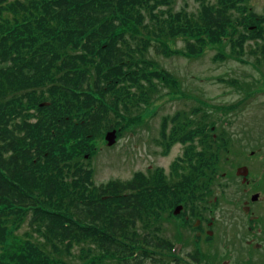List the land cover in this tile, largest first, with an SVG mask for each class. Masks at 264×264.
Here are the masks:
<instances>
[{
	"label": "trees",
	"instance_id": "obj_1",
	"mask_svg": "<svg viewBox=\"0 0 264 264\" xmlns=\"http://www.w3.org/2000/svg\"><path fill=\"white\" fill-rule=\"evenodd\" d=\"M197 1L203 9L190 15L173 13V0H0V264H61L75 246L83 264H142L143 248L171 253L173 245L137 234L145 211L161 208L159 193L144 202L140 175L89 191L91 173L80 162L92 144L77 137L102 129L111 112L134 110L131 126L139 121L155 79H174L143 59L151 47L173 54L169 37H192L186 45L196 58L229 46L231 53L218 49L220 60L262 38L264 17L246 11L250 0ZM168 203L166 196L162 208L173 215ZM23 222L30 232L15 240Z\"/></svg>",
	"mask_w": 264,
	"mask_h": 264
},
{
	"label": "flooded vegetation",
	"instance_id": "obj_2",
	"mask_svg": "<svg viewBox=\"0 0 264 264\" xmlns=\"http://www.w3.org/2000/svg\"><path fill=\"white\" fill-rule=\"evenodd\" d=\"M253 52L256 56L253 68L257 70V74L250 80L252 88L244 85V82L229 80L230 85L243 91L238 102L229 105V109L224 105L213 107L202 93L197 91L196 94L191 87L182 88L175 79H167V82L177 85L179 94L185 93L188 104L184 108L186 110H172L167 116H162L160 112H164L162 109L171 95L157 96L159 87L167 83L164 79H155L156 98L162 95L160 99H166L156 102L159 105L150 118L161 117L159 135L155 138L156 148L161 151L152 153L162 154L165 150L172 152L175 146H179V149L167 172L161 166L157 167L159 172L164 171L168 176L165 182L171 189H146L149 181L155 180V175L149 173V169H153L150 166L146 173L141 175L145 187L143 195L146 197L158 192L159 203L163 202V195H170L172 213L179 212L171 215V209H167L168 213L164 215V208H159L158 213L153 215V220L145 211V224L141 222L140 227L157 235L162 233L160 230L164 222L171 224L175 230L174 236L178 239L175 240L176 247H179L176 249V258H187L191 255L202 257L204 251L208 253L217 250L219 245L221 249L227 241L223 236L231 241V244L225 245V253L226 250L230 252L231 246L238 252L243 243L255 250L264 246V47H255ZM188 88L191 90L188 91ZM195 95L200 104H195ZM182 97L176 96V100ZM258 101L261 110L253 112L244 121L246 125L242 122L241 126L236 125L248 112L245 108ZM191 103L193 105L189 108ZM112 116L114 117V114L111 112L110 118ZM128 131L130 128L125 126L119 132L124 135ZM146 140L147 138L144 139V144ZM146 156L145 154L144 157ZM80 168L91 173L84 164H81ZM196 168H200L203 173H195ZM93 186L88 184L87 187ZM89 191L98 192L95 189ZM115 192L116 190L110 191ZM218 211L223 212L225 221L215 216ZM157 223L158 227L154 226ZM218 251L213 259L221 257L222 251ZM263 261L264 254L258 263L264 264Z\"/></svg>",
	"mask_w": 264,
	"mask_h": 264
},
{
	"label": "rangeland",
	"instance_id": "obj_3",
	"mask_svg": "<svg viewBox=\"0 0 264 264\" xmlns=\"http://www.w3.org/2000/svg\"><path fill=\"white\" fill-rule=\"evenodd\" d=\"M205 2V4L210 3L209 5L217 4V0H206ZM171 8V11L175 14L187 12L190 15L197 13L199 14L203 9L202 4L197 0H173ZM160 9L166 11L168 9V6L161 5ZM245 9L246 11H251L252 13L264 16V0H250L246 4ZM242 11H244V9ZM260 35H262V38H259L256 41L252 39L247 42V45H245L244 48V52L238 55V58L233 56H228L223 60L216 58V55L219 53L218 49L220 50L224 48L222 49V51L231 53V48L226 45H224L222 48L211 46L206 49L201 57L196 58L191 51H188L186 45L188 44V42H193V40L191 39L192 37H188L185 35H176L171 36V38L169 37L170 40L167 42L168 49L170 52L172 51L173 54L164 52L157 53L154 47H151L144 54L143 59L153 64V70H166L171 73L174 79L179 83V85L182 86V88L189 86L192 88V90L196 91V94L197 91L202 93V95H204V98L208 99L207 101L210 103V105H214L213 107L224 105V107L229 109L228 106L234 105L236 102H238L239 98L243 94L242 90L235 88L233 85H230L228 83L230 82L229 80L244 82V85H249L252 88L250 80L257 74V70L253 68V63L256 61V56L253 51L255 47H264V29H261ZM176 51L179 53H176ZM166 83L167 85H161L159 87L156 95L158 96L159 94H166V96H169V94L172 92V89L175 93L170 94L171 98L166 101L167 105L162 109V111L164 112L159 111L160 114L162 116H167V113H170L172 110H186L184 108H186L188 100L185 93L179 94L180 92H177L179 88L175 85H172L173 82L166 81ZM191 88H188V91H190ZM243 89L246 90L245 87ZM156 95L152 102L142 105L143 108L139 111V121L135 125L131 126L130 121V116L132 114H135V111L125 110L123 111V113L121 112L120 114H118V117L112 116V118L108 119L107 124L106 122H104V125L106 124V126L98 131L95 130L92 134L88 135L89 137L83 134L77 137V139L79 141H83L84 144L86 142L89 144L93 143L95 147L92 160L89 161V159H85V155H87L88 153L84 151L82 153L83 158L89 162H80V164H84V166H87L91 170L90 176L94 181L95 190H97L103 184L114 183L117 181H130L135 177L136 174L146 173L150 166H152L153 169H149V173L155 175V180H153L152 182L149 181L150 183L162 184L163 182H165L164 180H168V176L162 171L159 172L157 170V167L161 166V168H163L167 172L169 165L174 162L179 146H175L171 150L172 152H170V150H165V153L162 154L158 153L157 155H154V153H152L161 151L160 149L156 148L155 143V138L159 135V125L161 117L150 119L154 114V107L157 108L159 105V103L156 102H158V100L162 97L161 95L156 98ZM183 95L184 97H182ZM176 96L182 97V99L176 100ZM216 99H218L219 102H217ZM194 102L196 105L200 104L197 95H195L194 97ZM259 102L260 101H258L253 106L249 104L245 108V110H247L248 112L244 116H242V119L240 118L239 122L236 125L241 126V122L242 124L246 125L244 121L247 120L253 112L261 110L260 106H258ZM192 105L193 103L190 104L189 108H191ZM31 113H33V115L36 114V112L34 111H31ZM113 122H115V125L116 122L122 124L121 130L124 129L125 126H128L130 128V131L124 133V135L121 136L120 140L115 145L109 146L108 142L105 140V134H107V131L111 129V126H113ZM145 138H147V140L144 144ZM259 139H263V137H259ZM145 154L147 155L146 158L144 157ZM197 170L199 173H203L200 168H198ZM160 173H163L165 177L161 176L162 174ZM72 178L73 176H70V173L66 176V180L68 181H71ZM154 194L155 193H151L148 197H145L143 201L146 202ZM167 197L169 200L171 199L170 195H168ZM165 200L166 195H163V202L161 203L160 209H162V204L165 203ZM168 205H171V203H168ZM158 211L159 210L157 209V213ZM162 211L164 212V215L168 213L166 208L162 209ZM146 212L154 220L153 214H150L147 210ZM215 216H217L219 220L221 219L222 221H225V215L222 211H218ZM23 223L21 227L16 229V234L14 236L15 240L19 239L20 241H25L26 234L30 232L27 223ZM143 224H145L144 220ZM158 224L159 223L154 226L158 227ZM138 225L139 229L137 234L139 235L140 240L152 238V241L155 244H164L165 241L167 243L170 242L169 246H171V244L173 243L175 249L178 250L179 247H176L177 242L175 241L178 239H176L174 236L175 230L171 224H166L164 222L161 230L158 229V231L160 230L162 233L157 234V238L150 237L149 231H147L145 228L143 229L140 227V221L137 223V226ZM223 238L227 241L223 244V247L221 249H219L221 246L219 245L217 247V250L215 249L214 251L208 253H206L205 251L203 252L204 255H202L203 257H205V264H245L244 262H247L246 264H259L258 262L262 259V256L264 254V246L262 247V249H260V251L259 249L256 251L251 247H246V244L243 243L244 246H240L238 252L236 251L234 246H231L230 252L226 250L227 253H225V245L231 244V241L228 240L225 236H223ZM241 239L242 236H240V240ZM245 239L246 237L244 238V240ZM257 242L261 243L260 241ZM80 248L81 247L75 246L69 253L70 255H64L63 257H61V264H64L63 262H65V264H83V261L79 258ZM218 250L222 251L221 257L213 259L215 257V253L219 252ZM175 252L177 251L175 250L174 253ZM155 259H164L167 261V257L153 254L149 257H146L145 261L142 264H153L152 261ZM183 262L186 264H191L187 263L185 260ZM99 264L117 263L116 260L110 259L105 260L104 262ZM131 264L135 263L133 262Z\"/></svg>",
	"mask_w": 264,
	"mask_h": 264
},
{
	"label": "water",
	"instance_id": "obj_4",
	"mask_svg": "<svg viewBox=\"0 0 264 264\" xmlns=\"http://www.w3.org/2000/svg\"><path fill=\"white\" fill-rule=\"evenodd\" d=\"M47 104H43L41 106H46ZM116 139H117V135H116V131H113L112 133H109L107 135V141H108V145L109 146H113L116 143ZM176 213H178L176 211Z\"/></svg>",
	"mask_w": 264,
	"mask_h": 264
}]
</instances>
